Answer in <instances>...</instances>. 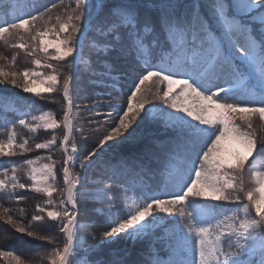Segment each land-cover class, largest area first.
<instances>
[{
	"label": "snow or ice",
	"instance_id": "obj_1",
	"mask_svg": "<svg viewBox=\"0 0 264 264\" xmlns=\"http://www.w3.org/2000/svg\"><path fill=\"white\" fill-rule=\"evenodd\" d=\"M0 13V42L23 50L34 66L19 69L17 53L0 52V86L53 102L60 93L63 100L59 119L53 111L31 115L25 101L29 111L22 116L30 119L12 122L7 140H0V157L25 156L33 147L17 123L33 134L51 130L34 148L51 150L59 141L64 154L60 169L51 156L0 169V197L18 203L27 199L25 190L46 197L27 224L24 208L14 216L0 203L5 225L54 245L42 258L48 264H264V133L255 128L257 119L264 125V0H57L50 6L0 0ZM77 79L105 97L130 80L126 106L109 99L105 121L89 119L95 127L80 130V147L72 116ZM21 99L3 97L13 108ZM102 106L94 100L91 116L101 115ZM145 123L164 139L143 142L138 129ZM130 142L136 152L105 158L106 148ZM160 155L163 167L151 169ZM41 160L50 162L38 165ZM77 165L80 172L73 171ZM93 165L103 178L88 179ZM20 171L30 183L21 182ZM61 171L62 188L56 185ZM128 175L145 190L128 196L136 184L118 179ZM157 176L173 189L166 198L148 194ZM88 201L107 205L93 209L105 228L81 235L92 226L79 220ZM49 222V234H41ZM57 229L62 246L51 234ZM89 238L94 243L86 245ZM145 241L146 248L136 247ZM26 243L18 237L0 249V258L31 264ZM158 244L176 259L162 260Z\"/></svg>",
	"mask_w": 264,
	"mask_h": 264
},
{
	"label": "trees",
	"instance_id": "obj_2",
	"mask_svg": "<svg viewBox=\"0 0 264 264\" xmlns=\"http://www.w3.org/2000/svg\"><path fill=\"white\" fill-rule=\"evenodd\" d=\"M31 0H19V3H21L23 6L30 4ZM41 4L45 6H50L52 3H56L57 0H40ZM67 2V0H65ZM27 11V8H25ZM59 9H55L54 12H58ZM1 20L5 19L4 15L0 13ZM10 18V17H9ZM27 39V37H26ZM0 52H2L4 55L8 56L9 58L14 54L17 53V60H16V67L19 69L25 68V62H30L32 57L26 55V53L23 50H18V49H12L9 47H6L3 42H0ZM42 57V54H40ZM55 63V62H53ZM61 68L66 69L67 65L64 62H61L59 65ZM128 84H130V80L128 83H125L123 87L119 88L117 91H114L111 93V97H105V96H97L93 94V90L91 88H86L82 81L80 79H77L74 84H73V91H72V98H73V110H72V116L74 120V128L76 131L73 133V138L77 143V146L80 147L82 143V136H81V129L83 130L84 133H89L91 127H95V124L89 125L87 121L89 119L99 121L103 123L106 119V116L104 115L111 109L107 107V104L109 102V99H111V102L114 104H118L121 106H126V100H127V95L129 94V87ZM0 93H3V97H20L22 98V101H27L31 105V111H36L35 113H39L41 111H53L57 118H62L63 115V100H62V95L60 93H54V101L50 100H41L33 95L28 96V94L23 93L22 90L20 89H15L12 86H8L7 89H4L2 86H0ZM100 100L101 103L104 105L98 109V111L101 113L99 116H91V104L94 100ZM88 105L89 107L86 109L85 106ZM76 112V113H75ZM34 113V112H33ZM6 114L7 116L11 115V113H3ZM77 116V118H76ZM116 114L114 113L113 117L108 120V123H111L112 120L116 119ZM104 127H107L105 124ZM145 128V125L143 126ZM143 128V129H144ZM255 128L257 130L258 135L264 133V125L261 124V122L257 119L255 123ZM63 131H59L61 134ZM139 132V131H138ZM50 136L49 132H45L41 134V139L48 138ZM148 141H150L148 139ZM91 143V141H89ZM134 144V145H133ZM136 142L132 143V149L135 150L136 152L138 150ZM125 146L128 145L124 144ZM124 148V147H123ZM16 158H13V160ZM60 159L57 166L58 169L61 168L62 165V156H60ZM12 160V159H10ZM156 165V164H154ZM153 163H149L150 168L157 167L154 166ZM153 169V170H154ZM20 180L21 182H24V180L21 178L24 175V171H20L19 173ZM61 173L58 172L57 175V185L58 187H63L62 185V178H61ZM248 177H249V173ZM159 177V176H158ZM150 187L152 188V192H149V195L155 194L159 195V191L162 186V180L159 182H155L153 180L148 182ZM159 184V186L153 187L152 184ZM130 191V190H129ZM128 191V193H129ZM25 196L27 197L26 200L16 202L13 200H9L7 198H2L0 197V203H3L5 207L11 208L12 209V214L14 216H18V209L19 208H24L25 209V218H24V223L27 224L30 219L32 214L35 212V206L37 203H43V201L46 199L45 196L42 194H35L31 193L30 191H24ZM56 200L58 198H55ZM203 204L210 205L207 202H202ZM215 203V202H213ZM212 203V204H213ZM216 203H222V202H216ZM119 204V205H118ZM117 207H120L121 204L118 201L117 202ZM82 208H87L88 210L86 212H82L80 216L89 215L92 217L90 224L92 225L88 229L90 230V233H99L100 231L104 230L105 228V220L104 217L98 215L96 212L93 211L94 208H106V204L101 205L98 202L94 201H88L87 204H81ZM96 225L99 227L97 228ZM103 225V226H102ZM101 226V228H100ZM49 229H50V222L49 224L45 225L44 228L38 229L41 234H49ZM10 230V231H9ZM11 231L13 232L14 229H11V226L5 225L2 220H0V249H7L9 245L17 243V238L20 237L24 240L27 241L26 244L23 245V255L26 260L31 261V264H48L47 259H42L43 257H46L47 253L50 252L51 248L54 245L49 244L47 241H41V240H36L33 238H28V237H23L22 234L19 233H14L12 234ZM10 232V234H8ZM51 234L55 235L57 237L56 244L62 246V240H61V235L58 233L57 230H52ZM7 235L8 239H4L3 237ZM94 243L90 238L87 240L86 245H90ZM138 249L144 248L142 244H138L136 246ZM0 264H5V261L0 258Z\"/></svg>",
	"mask_w": 264,
	"mask_h": 264
},
{
	"label": "rangeland",
	"instance_id": "obj_3",
	"mask_svg": "<svg viewBox=\"0 0 264 264\" xmlns=\"http://www.w3.org/2000/svg\"><path fill=\"white\" fill-rule=\"evenodd\" d=\"M21 6H23V5L21 4ZM25 11H26V9H25ZM38 55H40V54H38ZM24 65L27 68L34 67L32 65L31 61L30 62H25ZM38 87H42V86L38 85ZM0 94H2V96H0V140H5L6 141L7 140V135H8V130L11 127V123L15 122V121H18V119H20V118L30 119V115L27 116V117H23L22 116V113H24L26 111H29V108L25 107L24 101L20 100L18 103L15 104V107L13 108V107H11V102H5L3 100V96H4L3 93H0ZM26 94H28V96L32 95V94H29V93H26ZM5 103L9 104V110L8 111L4 110ZM33 112L31 111V115H39L40 114V112L39 113H35L36 111H33ZM3 113H11V115L7 116L6 114H3ZM76 118H77V116H76ZM255 123H256V121H255ZM144 125H145V128L143 127ZM16 131H17V133L19 134L20 137L29 138V142H30V145L33 147V150L31 152L25 154V156L0 157V169H2L3 167H10L13 163L16 164V165H22L23 161L25 159H34L37 156H40V157L51 156L52 159L54 161H56V168L58 169L57 164H58V162L60 160L58 158H60V156H62V158L64 159V154H63L62 148L59 146V141L57 142V145L53 146V148L51 150H43V149L37 150V149L34 148V144L35 143L43 142L44 140H47V139L51 138V136L53 135V132L51 130L47 131V132L50 133V136L48 138H46V139H44V138L41 139V134L45 133L46 131L41 130L38 133H34V134L33 133H29L27 131V129H24V128L20 127L18 125V123H17V126H16ZM59 131H62V130L61 129H57L56 132H55V135H57L58 137H60L62 139L63 132L60 134ZM138 131L144 137V141L143 142H147L148 139L149 140H152V139L163 140L164 139L163 133L158 128L153 127V126L149 125L148 123H145V124L141 125V129H138ZM132 143H134V142L128 143L127 146L122 145V146L115 147L114 149H107L106 148V154L111 155L109 157H112V155L115 156V155H118L119 153L124 154L123 156L128 155L130 153H134L135 150H131L132 147H133ZM156 151H157V153H159V149H157ZM118 157H120V156H117L116 158H112V159H119ZM13 158H16V159L13 160ZM10 159H12V160H10ZM63 159H62V162H63ZM144 159L145 160H150L149 157H145ZM49 162L50 161H48V160H41V161H38V165H42L43 163H49ZM151 163H153V165L154 164L157 165V167H155V169L154 168H151V169L157 170V169L163 167L164 158H163L162 155H160V158L158 160L152 161ZM156 165H154V166H156ZM80 171H81V169L79 168V166H77L75 172H80ZM60 173H61L60 175H61V178H62V171ZM9 175H11V173H9ZM87 177H88L89 180H92L94 178H103V177L99 176V169H97L95 165H93V167L88 170ZM21 178L24 180V183H30V180L28 179L25 171H24V175ZM118 179L127 180L129 185H132L134 183L136 184V189L135 190H130L129 193H127L128 196H135V195H137V193L139 191L145 190V189H143V186L140 184L139 179L135 178V177H133L131 175L118 177ZM244 179H245L246 182L248 181L249 177H248L247 173H245ZM131 180H133L132 184L129 183ZM160 180L161 179L158 176L153 179V181H155V182H159ZM61 182H62V185H63V178H62ZM56 185H57V180H56ZM152 186L156 187V186H159V184L155 183V184H152ZM246 187H251V185L246 183ZM172 191H173V189L171 187L165 188V184L163 182V185H162L161 192H160L159 196H161V198H166L168 195L171 194ZM55 198H58L57 199V201H58L60 197L56 196L54 194V199ZM202 202H207V203H209L211 205L215 201H207V200H205V201H202ZM106 207H107V205H106ZM91 219H92V217L89 216V215H85L84 214L83 216H79V220H80L81 223L88 224V223H90ZM96 227L98 228L99 226L96 225ZM100 228H101V226H100ZM173 228H174V225H173ZM11 233L14 234L15 232L11 231ZM87 233H90L89 229H86V231H82L80 234L81 235H86ZM8 234H10V232ZM61 240H62V243H63L62 236H61ZM147 243L148 242L145 241L142 244V246L144 248H146ZM157 247L162 248L161 253H160V258L162 260L168 261L170 259H176V257L173 256L171 253H169V251L166 248H163L162 245L158 244Z\"/></svg>",
	"mask_w": 264,
	"mask_h": 264
},
{
	"label": "bare ground",
	"instance_id": "obj_4",
	"mask_svg": "<svg viewBox=\"0 0 264 264\" xmlns=\"http://www.w3.org/2000/svg\"><path fill=\"white\" fill-rule=\"evenodd\" d=\"M110 154H111V153H110ZM109 156H110V155L107 154L105 158H108ZM77 166H78V165H77ZM77 166H76V167H77ZM76 167L73 169L74 172H75V170H76Z\"/></svg>",
	"mask_w": 264,
	"mask_h": 264
},
{
	"label": "water",
	"instance_id": "obj_5",
	"mask_svg": "<svg viewBox=\"0 0 264 264\" xmlns=\"http://www.w3.org/2000/svg\"><path fill=\"white\" fill-rule=\"evenodd\" d=\"M111 156V155H110Z\"/></svg>",
	"mask_w": 264,
	"mask_h": 264
}]
</instances>
